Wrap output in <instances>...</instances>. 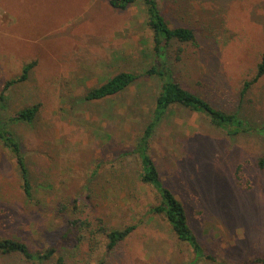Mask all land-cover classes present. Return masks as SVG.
I'll return each instance as SVG.
<instances>
[{
    "label": "rangeland",
    "instance_id": "1",
    "mask_svg": "<svg viewBox=\"0 0 264 264\" xmlns=\"http://www.w3.org/2000/svg\"><path fill=\"white\" fill-rule=\"evenodd\" d=\"M171 26L196 30V42L166 48L174 76L248 127L231 134L204 113L174 106L150 143L162 179L185 204L210 258L197 259L166 217L159 194L141 182L132 150L150 121L160 81L144 74L158 57L141 0H0V115L40 103L32 122H8L19 138L33 194L13 153L0 142V238L34 251L56 248L47 264H264V75L243 94L264 56V0H157ZM121 71L126 90L88 100L90 88ZM79 220L80 229L72 225ZM130 235L107 250L100 226ZM62 258L63 262L59 261ZM0 264H32L0 251Z\"/></svg>",
    "mask_w": 264,
    "mask_h": 264
},
{
    "label": "trees",
    "instance_id": "2",
    "mask_svg": "<svg viewBox=\"0 0 264 264\" xmlns=\"http://www.w3.org/2000/svg\"><path fill=\"white\" fill-rule=\"evenodd\" d=\"M137 1L139 0H110L113 6L122 9L127 8ZM141 1L146 6L147 23L154 33V54L158 57V60L154 61L145 70L144 74L157 78L160 81V92L156 97L151 119L135 144L132 154L136 155L140 160L141 170L139 178L141 182L151 185L159 194L158 204L151 205L152 212L162 214L166 217L171 225L172 231L179 239L187 242L193 248L197 259L202 257L210 258L204 244L200 241L190 225L185 204L165 185L162 179L158 165L150 150L151 139L158 122L174 106L187 107L202 112L214 124L227 129L231 134L236 132L233 128L236 127L237 130L243 127L246 128V126L248 127V123H246L238 112H228L224 109L217 108L208 99L191 90L175 78L166 48L174 42H196V30L188 26H171L167 18L163 15L157 0ZM35 65L36 62L26 64L20 76L11 78L5 82L0 94V108L4 109L6 107L4 102L7 100L8 90L12 86L26 81ZM262 75H264V56L259 65L257 75L253 79L245 82L243 94ZM138 77L139 74L134 71H121L107 79L104 83L90 88L86 99L101 100L117 95L130 87ZM40 108V103L22 108L10 116L8 120H4L0 115V142L16 158L23 178V189L28 197H32L33 189L26 156L17 134L8 127V122H32L36 119ZM259 163L261 167H264V157L260 159ZM71 223L74 227L80 229L81 223L78 219L72 220ZM134 229V225H128L124 228H106L105 226H100V231L107 238L106 249L108 251L114 250ZM56 250V248L52 247L47 248L45 251H34L21 238H0V251L2 253L20 254L32 264H47L55 255ZM59 261L63 262V259L60 258ZM255 261L264 263V259L262 258L256 259ZM98 264H106L105 259H100Z\"/></svg>",
    "mask_w": 264,
    "mask_h": 264
}]
</instances>
